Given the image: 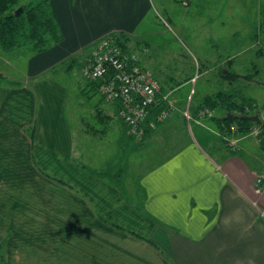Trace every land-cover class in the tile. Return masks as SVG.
<instances>
[{"label":"crops","instance_id":"obj_1","mask_svg":"<svg viewBox=\"0 0 264 264\" xmlns=\"http://www.w3.org/2000/svg\"><path fill=\"white\" fill-rule=\"evenodd\" d=\"M51 4L63 40L39 54L31 50L24 81L10 75L15 66L0 48V75L15 83H0V264L3 258V264H264V178L236 154L245 135L235 126L223 137L216 124L211 127L220 141L211 155L205 147L211 139L190 129L192 121L205 128L209 112L201 116L193 109L191 116L189 96L183 106L172 102L169 119L141 142L92 81L82 78L77 86L81 96L97 99L92 110L102 128L78 120L62 82L34 80L72 55L89 56L92 49L85 48L104 35L132 37L151 0ZM167 81L173 93L180 82ZM113 118L125 155L97 146ZM32 126L33 140L25 132ZM171 127L174 142L185 138L174 150L168 139L160 141L159 162L135 175L132 148L146 147ZM224 145L234 153H222Z\"/></svg>","mask_w":264,"mask_h":264},{"label":"rangeland","instance_id":"obj_2","mask_svg":"<svg viewBox=\"0 0 264 264\" xmlns=\"http://www.w3.org/2000/svg\"><path fill=\"white\" fill-rule=\"evenodd\" d=\"M31 1L38 0H19L16 7ZM185 1L151 0V10L139 29L132 35L130 48L160 85L168 87L165 80L168 79L169 82L170 78L173 79L171 83L169 82L170 85L180 82L170 96V100L177 105H185L189 96L193 97L195 105L207 95L234 86L242 91L243 95L255 99L259 106H263L264 55L259 56L257 52L260 49L264 50V0H187V4L184 3ZM31 50L32 47H23L12 52H2L4 59L15 66L10 71L13 79L25 80L23 76L26 71V57L32 52ZM230 59H233L232 64L227 62ZM9 63L6 65L9 66ZM65 67L66 64L61 63L56 69L45 73L43 78L48 77L65 85L68 90L67 100L71 102L70 107L72 106L74 110L76 106L75 110L79 113L78 120L82 119L84 123L102 128L92 110V105L97 99L90 101L81 96L80 88L77 86L78 80L82 81L78 68L74 67L71 71H67ZM226 69L242 75L251 73L254 76L252 80L240 78L230 83L221 77L226 74ZM221 70L223 72L220 73ZM255 70L258 73H254ZM192 77L194 80L191 84L185 82ZM169 89L168 87L167 90ZM223 115L224 110L221 108H214L210 113V116ZM204 122L207 124L205 128L192 121L190 129L196 136L201 131L203 137L211 139V143L205 147L213 155L214 147L219 145L220 141L211 128L215 127L214 121L207 118ZM76 124L77 127L73 128L74 134L78 130L79 122ZM106 125L109 135L97 146L101 145L105 151L109 150L113 154L119 151L125 155L126 149L117 141L118 120L113 118ZM158 127L159 125L154 131ZM166 130L160 136L154 137L146 147L139 145V149L132 148V158H135L136 164H139L134 172L135 175L141 173L143 168L146 167L148 170L159 162L160 141L164 140L163 145H165L168 139V149L174 150L176 143H181L180 139L185 138V135L179 136L178 141L174 142V135L170 137L167 134L171 133L173 127ZM224 146L226 149L221 152L232 154L233 147ZM237 147L236 154L242 156V161L248 167L260 170L258 171L261 175L260 179H263L264 151L259 146L257 136L252 133L246 134L245 139L239 142ZM263 185L264 180L259 186L263 187Z\"/></svg>","mask_w":264,"mask_h":264},{"label":"trees","instance_id":"obj_3","mask_svg":"<svg viewBox=\"0 0 264 264\" xmlns=\"http://www.w3.org/2000/svg\"><path fill=\"white\" fill-rule=\"evenodd\" d=\"M18 2L19 0H0V48L3 52H12L16 49L23 47H32L35 53L39 54L47 51L52 46L62 42L63 34L59 26V23L55 18L51 0L31 1L26 5H21L20 7H16ZM107 35L113 37V40L116 42V45L120 49H122L124 54H129V55L134 54L129 46V42L131 39V36L129 34L119 31V32L109 33ZM102 37H100L99 39H101ZM98 40L88 45L87 48L85 49L86 50H88L89 48L92 49L94 44ZM257 53L259 56H263L264 50L260 49ZM91 59L92 58L90 55L87 57L72 55L67 59L59 62V64L54 66L52 70L56 69L61 63H64L66 64V67L67 66L69 67V68L67 67L66 69L68 71H71L74 67L77 68L79 67L78 70L81 78H83V80H88L83 76L82 70L86 65L89 64V60ZM227 62L232 64L233 59H230ZM137 64H139L141 67L146 69V67H144L140 63V61H137ZM221 72H223V70H221L220 73ZM225 72L226 74L221 75V77L228 80L230 83H232V81L235 82L240 78L246 80H252L254 76V74L251 73L247 75H242L235 71H232L231 69H226ZM254 73H258V71L255 70ZM44 76L45 73L41 74L39 77L34 78V80H39ZM107 79H109V77H107ZM154 79L158 82V80L155 77ZM89 81H92L93 84H95L94 90L98 91L99 94L101 95L100 86L106 81V79L98 78ZM0 83L6 86L10 84L11 85L15 84L14 82L5 78L3 75H0ZM169 91L170 90H168V92ZM89 93H91V91H89L88 94ZM171 94L172 91L163 94L161 87L160 92L157 94L156 101L154 102V104L149 106L148 114L145 120L140 123L144 131V135L142 137H135L131 135L133 138H135L138 141L144 142L149 138V135H151V133L155 129L151 126V124L156 122L157 123L156 127L158 125L159 126L161 125L162 121L161 122L157 121L158 116L164 111H169V115H170L171 111L173 110V103L169 97ZM93 95L94 94L91 93L90 96ZM102 98L105 100L103 96ZM105 102L110 104L111 103L116 104L119 118L122 120V122L125 125H127L120 116V110L122 108L121 99H117L114 102L105 100ZM214 108L223 109L224 114L231 112L235 114L244 115V114H252L257 111L261 112L264 109V105L259 106V104L256 102L255 99L243 95L242 91L238 90L234 86H228L227 90H219L216 93L207 95L203 98V100L200 103L195 105L193 104V97H192L191 104L188 109L189 113L191 114L193 109H194L193 111L194 113L197 112L201 116L202 115L205 116L209 112L208 118L212 119L214 123L220 128L219 129L220 135L221 137H223L224 134L228 132L230 133L233 132L234 126L236 127V131H238L241 135H246L251 132L252 127L255 126L256 124L248 120H234L231 122L229 120H223L222 119L223 117L210 116V113ZM202 111L204 112V114H201ZM259 128L261 132L258 141L260 143V146L264 149V122L262 126H259ZM25 132L28 134L30 139L33 140L34 126H32L31 128L26 127ZM112 226L123 232L136 236L137 238L144 239L147 242H151L150 239L148 238L145 239L143 236L137 234L136 232L129 231L118 224H112ZM3 260L4 258L2 259L1 262L2 264L4 263Z\"/></svg>","mask_w":264,"mask_h":264},{"label":"built area","instance_id":"obj_4","mask_svg":"<svg viewBox=\"0 0 264 264\" xmlns=\"http://www.w3.org/2000/svg\"><path fill=\"white\" fill-rule=\"evenodd\" d=\"M184 3L187 4V0ZM90 56L92 59L82 70L83 76L88 80L106 79L100 86L101 95L107 101L121 99L120 116L127 124L130 135L142 137L144 131L140 123L145 120L149 106L156 101L161 85L154 79L150 70L137 64L139 58L135 54H124L112 36L107 35L99 39L94 44ZM168 115L169 111H164L157 121L165 120ZM260 116L264 122V109ZM187 117L190 118L188 111ZM156 124L154 122L151 126L155 128ZM260 132L259 125H255L250 133L259 138Z\"/></svg>","mask_w":264,"mask_h":264},{"label":"water","instance_id":"obj_5","mask_svg":"<svg viewBox=\"0 0 264 264\" xmlns=\"http://www.w3.org/2000/svg\"><path fill=\"white\" fill-rule=\"evenodd\" d=\"M222 119L229 120L231 122L234 120H248L250 122L255 123L256 125L259 126L263 125V119L261 118L259 111L252 114H244V115L228 112L224 115Z\"/></svg>","mask_w":264,"mask_h":264}]
</instances>
